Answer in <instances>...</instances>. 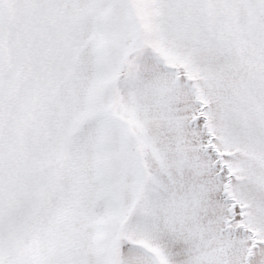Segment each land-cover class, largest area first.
<instances>
[{
	"label": "snow or ice",
	"instance_id": "1",
	"mask_svg": "<svg viewBox=\"0 0 264 264\" xmlns=\"http://www.w3.org/2000/svg\"><path fill=\"white\" fill-rule=\"evenodd\" d=\"M0 264H264V0H0Z\"/></svg>",
	"mask_w": 264,
	"mask_h": 264
}]
</instances>
